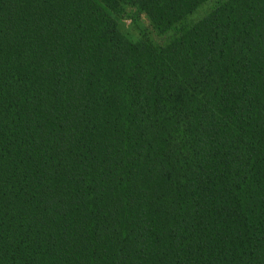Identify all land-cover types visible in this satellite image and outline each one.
Wrapping results in <instances>:
<instances>
[{"label": "trees", "instance_id": "trees-1", "mask_svg": "<svg viewBox=\"0 0 264 264\" xmlns=\"http://www.w3.org/2000/svg\"><path fill=\"white\" fill-rule=\"evenodd\" d=\"M206 1L0 0V264H264V0Z\"/></svg>", "mask_w": 264, "mask_h": 264}, {"label": "rangeland", "instance_id": "rangeland-1", "mask_svg": "<svg viewBox=\"0 0 264 264\" xmlns=\"http://www.w3.org/2000/svg\"><path fill=\"white\" fill-rule=\"evenodd\" d=\"M222 0H207L200 6H198L194 11L189 13L183 20V22L180 25V28L184 27V25H189L195 23L197 20L202 18L205 14H207L213 6L220 2ZM131 15V17H130ZM134 13L129 10L128 8V14L126 16H123L118 21V28L121 32L127 34L131 37H137L141 33H146V31L150 34V38L152 42L156 45H163L165 42L172 36L175 35V33L178 32L180 28H174L171 30H168L165 33H157L154 31L150 24L148 18L141 14L138 18H133Z\"/></svg>", "mask_w": 264, "mask_h": 264}]
</instances>
